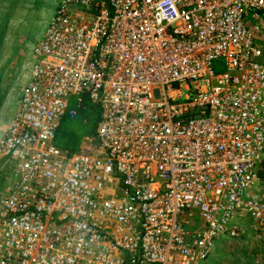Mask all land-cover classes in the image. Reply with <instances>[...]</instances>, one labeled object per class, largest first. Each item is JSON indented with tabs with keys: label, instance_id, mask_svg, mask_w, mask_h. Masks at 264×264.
Listing matches in <instances>:
<instances>
[{
	"label": "built area",
	"instance_id": "built-area-1",
	"mask_svg": "<svg viewBox=\"0 0 264 264\" xmlns=\"http://www.w3.org/2000/svg\"><path fill=\"white\" fill-rule=\"evenodd\" d=\"M263 26L264 0H63L0 139V264H202L247 229L264 244ZM86 100L99 115L71 151L57 134Z\"/></svg>",
	"mask_w": 264,
	"mask_h": 264
},
{
	"label": "rangeland",
	"instance_id": "rangeland-1",
	"mask_svg": "<svg viewBox=\"0 0 264 264\" xmlns=\"http://www.w3.org/2000/svg\"><path fill=\"white\" fill-rule=\"evenodd\" d=\"M62 1L0 0V139L17 110L24 86L30 81L34 48ZM214 67L219 72L224 70L221 61H215ZM259 179L264 183V165ZM12 181L11 167L0 162V189ZM202 264H264V244L249 229L237 237L223 235Z\"/></svg>",
	"mask_w": 264,
	"mask_h": 264
},
{
	"label": "trees",
	"instance_id": "trees-1",
	"mask_svg": "<svg viewBox=\"0 0 264 264\" xmlns=\"http://www.w3.org/2000/svg\"><path fill=\"white\" fill-rule=\"evenodd\" d=\"M84 104L80 116L74 120L65 118L57 134V143L71 151L77 150L82 137L93 131L99 115L98 108L87 100ZM85 118H88L87 122H84Z\"/></svg>",
	"mask_w": 264,
	"mask_h": 264
}]
</instances>
